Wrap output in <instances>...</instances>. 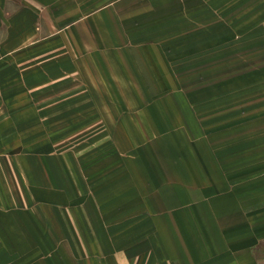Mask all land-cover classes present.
I'll return each mask as SVG.
<instances>
[{
  "label": "rangeland",
  "instance_id": "rangeland-1",
  "mask_svg": "<svg viewBox=\"0 0 264 264\" xmlns=\"http://www.w3.org/2000/svg\"><path fill=\"white\" fill-rule=\"evenodd\" d=\"M115 10L75 70L0 98V264H181V218L264 262V0Z\"/></svg>",
  "mask_w": 264,
  "mask_h": 264
},
{
  "label": "crops",
  "instance_id": "crops-1",
  "mask_svg": "<svg viewBox=\"0 0 264 264\" xmlns=\"http://www.w3.org/2000/svg\"><path fill=\"white\" fill-rule=\"evenodd\" d=\"M122 3L123 0H0V98H23V89H39L45 81L75 70L76 57L86 51L91 55L89 51L99 46L95 42H103L117 30L119 17L124 16L115 8ZM61 50H67L68 56L60 59ZM181 221L187 225L188 235L186 241H179L181 264H264L251 256V250H244L241 258L226 248H202L203 241L198 243L191 236V219ZM194 224L202 232L203 220L196 217ZM187 242L190 248L184 247Z\"/></svg>",
  "mask_w": 264,
  "mask_h": 264
}]
</instances>
